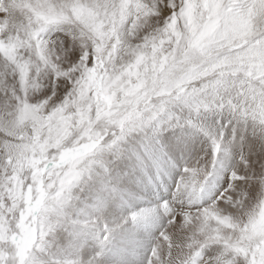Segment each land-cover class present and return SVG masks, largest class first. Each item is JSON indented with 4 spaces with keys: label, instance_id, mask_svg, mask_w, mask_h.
Masks as SVG:
<instances>
[{
    "label": "snow or ice",
    "instance_id": "snow-or-ice-1",
    "mask_svg": "<svg viewBox=\"0 0 264 264\" xmlns=\"http://www.w3.org/2000/svg\"><path fill=\"white\" fill-rule=\"evenodd\" d=\"M0 264H264V0H0Z\"/></svg>",
    "mask_w": 264,
    "mask_h": 264
}]
</instances>
